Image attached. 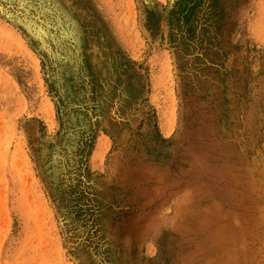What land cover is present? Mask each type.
Wrapping results in <instances>:
<instances>
[{"label":"rangeland","instance_id":"obj_1","mask_svg":"<svg viewBox=\"0 0 264 264\" xmlns=\"http://www.w3.org/2000/svg\"><path fill=\"white\" fill-rule=\"evenodd\" d=\"M0 264H264V0H0Z\"/></svg>","mask_w":264,"mask_h":264},{"label":"bare ground","instance_id":"obj_2","mask_svg":"<svg viewBox=\"0 0 264 264\" xmlns=\"http://www.w3.org/2000/svg\"><path fill=\"white\" fill-rule=\"evenodd\" d=\"M103 144L101 143L99 147L97 148L95 155H94V161L95 163L100 162L102 160L103 155Z\"/></svg>","mask_w":264,"mask_h":264}]
</instances>
